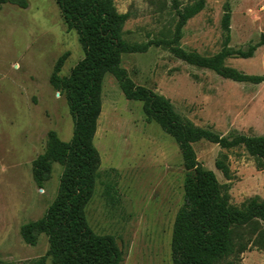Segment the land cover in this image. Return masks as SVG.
Segmentation results:
<instances>
[{"label": "rangeland", "instance_id": "374dc122", "mask_svg": "<svg viewBox=\"0 0 264 264\" xmlns=\"http://www.w3.org/2000/svg\"><path fill=\"white\" fill-rule=\"evenodd\" d=\"M129 13L124 39L146 43L171 37L177 17L171 0H113ZM196 0H179L181 6ZM29 7L0 5V262L26 264L46 255L49 242L40 237L27 245L22 225L43 217L58 195L63 166L55 163L44 189L32 176V162L46 148L48 132L63 141L73 136L74 120L67 100L50 84L58 59L70 55L62 75H70L84 57L76 29L69 31L55 0H28ZM227 0H206L204 10L183 29L180 45L212 56L222 51ZM231 42L235 52L260 44L252 58L230 57L226 63L247 74H264V0H231ZM122 66L138 85L171 100L178 113L195 125L225 136L264 134V83H239L214 71L190 65L164 47L123 55ZM103 110L95 145L101 155L100 178L86 208L91 228L113 235L125 252L123 264H173L171 242L176 215L184 203L187 171L175 140L156 123L146 122L143 103L127 100L118 81L103 83ZM198 160L228 184L230 203L264 199V169L244 148L226 151L201 141ZM227 152L232 177L227 180L215 162ZM115 169L116 172L112 171ZM116 183L114 199L105 185ZM46 264H52L51 259ZM241 264H264V252L252 249Z\"/></svg>", "mask_w": 264, "mask_h": 264}, {"label": "trees", "instance_id": "16d2710c", "mask_svg": "<svg viewBox=\"0 0 264 264\" xmlns=\"http://www.w3.org/2000/svg\"><path fill=\"white\" fill-rule=\"evenodd\" d=\"M55 1L67 29L78 31L84 57L70 75L63 76L62 70L70 55L64 53L50 76L54 90L67 100L74 130L68 142L56 131H49L44 152L32 162V176L41 189L50 181L55 163L64 169L55 201L42 218L21 227L20 233L27 245L37 246L42 235H46L49 242L46 255L26 264H46L49 258L52 264H123L125 260V252L116 238L97 234L86 215L101 174L102 159L95 136L103 110V83L108 74L118 81L127 100L143 103L146 122L158 124L180 149L187 177L184 203L173 226V264H241L244 253L252 249L264 252V199L252 197L240 207L232 205L230 186L221 184L216 173L199 162L194 148L201 141L217 144L226 151L242 147L254 158L257 168L264 169V134L223 136L210 128L197 126L178 113L170 99L136 84L122 66L125 54L164 47L186 63L212 70L223 78L254 85L264 83V74H247L226 63L228 58L235 56L252 58L261 46L255 44L239 52L229 47L231 0H227L222 18L224 47L212 56L187 51L180 45L184 27L204 10L206 0H196L183 7L179 0H171L177 17L172 36L133 44L124 39V27L130 14L119 12L113 0ZM3 4L22 9L29 7L28 0H0V5ZM215 166L231 180L227 152L220 153ZM115 189L116 183L106 184L104 196L113 200Z\"/></svg>", "mask_w": 264, "mask_h": 264}, {"label": "water", "instance_id": "95a60500", "mask_svg": "<svg viewBox=\"0 0 264 264\" xmlns=\"http://www.w3.org/2000/svg\"><path fill=\"white\" fill-rule=\"evenodd\" d=\"M60 95V93H58Z\"/></svg>", "mask_w": 264, "mask_h": 264}]
</instances>
